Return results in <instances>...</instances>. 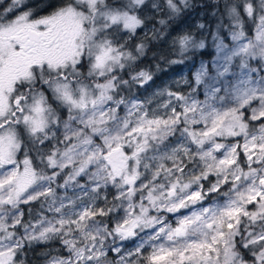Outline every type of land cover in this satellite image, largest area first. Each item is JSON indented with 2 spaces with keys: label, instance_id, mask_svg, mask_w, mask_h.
<instances>
[{
  "label": "snow or ice",
  "instance_id": "1",
  "mask_svg": "<svg viewBox=\"0 0 264 264\" xmlns=\"http://www.w3.org/2000/svg\"><path fill=\"white\" fill-rule=\"evenodd\" d=\"M0 264H264V0H0Z\"/></svg>",
  "mask_w": 264,
  "mask_h": 264
},
{
  "label": "trees",
  "instance_id": "2",
  "mask_svg": "<svg viewBox=\"0 0 264 264\" xmlns=\"http://www.w3.org/2000/svg\"><path fill=\"white\" fill-rule=\"evenodd\" d=\"M179 66H177V68H178ZM172 71V69H169L168 70V72L167 73H160L159 74V77H158V79L156 80V82H160V81H162L163 79H165L168 75H169V73Z\"/></svg>",
  "mask_w": 264,
  "mask_h": 264
},
{
  "label": "rangeland",
  "instance_id": "3",
  "mask_svg": "<svg viewBox=\"0 0 264 264\" xmlns=\"http://www.w3.org/2000/svg\"><path fill=\"white\" fill-rule=\"evenodd\" d=\"M176 70H177V71H180V70H181V69H180V66H179L178 68H176ZM171 75H172V71L169 73V75H168L165 79H163V80L160 81V82H156V85H160L162 82L167 81Z\"/></svg>",
  "mask_w": 264,
  "mask_h": 264
}]
</instances>
